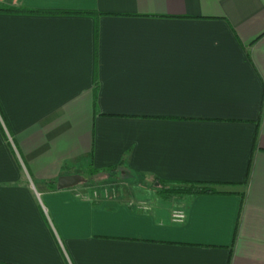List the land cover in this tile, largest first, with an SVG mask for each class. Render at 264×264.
I'll use <instances>...</instances> for the list:
<instances>
[{
	"label": "crops",
	"instance_id": "1",
	"mask_svg": "<svg viewBox=\"0 0 264 264\" xmlns=\"http://www.w3.org/2000/svg\"><path fill=\"white\" fill-rule=\"evenodd\" d=\"M6 7L0 107L17 146L0 129V262L264 264V0ZM90 167L131 187L57 188ZM156 178L217 193L151 202Z\"/></svg>",
	"mask_w": 264,
	"mask_h": 264
},
{
	"label": "trees",
	"instance_id": "2",
	"mask_svg": "<svg viewBox=\"0 0 264 264\" xmlns=\"http://www.w3.org/2000/svg\"><path fill=\"white\" fill-rule=\"evenodd\" d=\"M0 11L5 12H13L16 13L19 10L17 8L13 7H6V8H0ZM25 12L28 13H49V14H87L91 12H85V11H73V10H48V11H39V10H30L25 9ZM0 129L3 133V136L8 141L9 145L13 149H16V141L13 138V134L11 132V129L8 125V122L4 116V113L0 107ZM113 170V168L105 169ZM101 171L90 167L87 171V175L95 176L99 174ZM155 181L161 186L160 188V195L163 198H169L171 196H177V197H184V196H196V195H203V194H214L217 193L216 189L213 188L211 183L207 182H194V181H178V182H171V181H165L161 179H155ZM50 188H53L56 186V182H52L48 185ZM0 264H9L0 262Z\"/></svg>",
	"mask_w": 264,
	"mask_h": 264
},
{
	"label": "rangeland",
	"instance_id": "3",
	"mask_svg": "<svg viewBox=\"0 0 264 264\" xmlns=\"http://www.w3.org/2000/svg\"><path fill=\"white\" fill-rule=\"evenodd\" d=\"M86 176L87 177H84L85 178V184H83V185H79V186H81V190H82V192H85V193H92L93 191H95V190H98V191H101V189H103V185H104V189L105 188H109L110 189V187H111V183H124L123 185H122V187L123 186H125V185H127V186H130L131 187V185L130 184H125L126 182H124L123 180L122 181H119V180H116L115 178H116V176L115 175H113V176H111L110 174H103V173H99V174H97V175H93V176H90V175H87L86 174ZM84 183V182H83ZM151 184V185H150ZM150 184H147V188H150V190H151V192H152V195L150 194L149 196L150 197H147V199H150L151 200V202H154L155 200H154V196L155 197H161L163 200H167V199H170V198H179V197H177V196H171V197H169V198H163L161 195H160V188H161V186L159 185V182L157 183L156 181H155V179H153V180H151L150 181ZM135 185L133 184L132 185V187H134ZM151 186V187H150ZM136 187V191H138V192H141L142 191V189H146V188H142L141 186H135ZM134 187V188H135ZM124 188H126V186L124 187ZM152 188V189H151ZM161 202V201H160Z\"/></svg>",
	"mask_w": 264,
	"mask_h": 264
},
{
	"label": "water",
	"instance_id": "4",
	"mask_svg": "<svg viewBox=\"0 0 264 264\" xmlns=\"http://www.w3.org/2000/svg\"><path fill=\"white\" fill-rule=\"evenodd\" d=\"M85 182V178L79 174L63 175L57 180L58 189L72 188L79 183Z\"/></svg>",
	"mask_w": 264,
	"mask_h": 264
},
{
	"label": "built area",
	"instance_id": "5",
	"mask_svg": "<svg viewBox=\"0 0 264 264\" xmlns=\"http://www.w3.org/2000/svg\"><path fill=\"white\" fill-rule=\"evenodd\" d=\"M103 192L108 195L110 193V189L109 188H105V189L103 188ZM99 195H100V191H98V190H95L92 192V196L94 198H97ZM172 218L174 221H177V222L182 221L185 218V213L182 210H174L172 213Z\"/></svg>",
	"mask_w": 264,
	"mask_h": 264
}]
</instances>
